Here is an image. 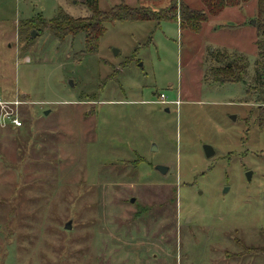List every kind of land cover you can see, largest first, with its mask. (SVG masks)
<instances>
[{
    "label": "rangeland",
    "instance_id": "obj_1",
    "mask_svg": "<svg viewBox=\"0 0 264 264\" xmlns=\"http://www.w3.org/2000/svg\"><path fill=\"white\" fill-rule=\"evenodd\" d=\"M59 9L88 16L81 0H0V264H264L242 256L264 246L256 0L198 34L106 24L90 55L82 36L59 44L40 33L36 20ZM212 49L243 55L245 82H206Z\"/></svg>",
    "mask_w": 264,
    "mask_h": 264
},
{
    "label": "trees",
    "instance_id": "obj_2",
    "mask_svg": "<svg viewBox=\"0 0 264 264\" xmlns=\"http://www.w3.org/2000/svg\"><path fill=\"white\" fill-rule=\"evenodd\" d=\"M88 11L84 18H73L59 9L53 19L45 21L38 19L35 24L40 33H47L59 44L67 39L73 40L82 36L83 54H96L99 41L104 35L106 24L115 22H153L155 28L163 23L176 24L180 31L198 34L202 26L210 19L219 16L225 9H241L251 0H198L201 8H193L188 0H169L167 6L159 9L146 7H130L122 0L118 5L101 11L98 0H81ZM254 46L256 59L254 61V76L252 88L257 104L264 105V0H256ZM151 38V37H150ZM212 63L205 69L204 80L219 85L226 83L245 82L246 59L243 55L227 51L214 50L209 54ZM264 239V229H260ZM242 256L251 253L264 258V246L256 249H242Z\"/></svg>",
    "mask_w": 264,
    "mask_h": 264
},
{
    "label": "water",
    "instance_id": "obj_3",
    "mask_svg": "<svg viewBox=\"0 0 264 264\" xmlns=\"http://www.w3.org/2000/svg\"><path fill=\"white\" fill-rule=\"evenodd\" d=\"M254 24V21H251V25H253ZM37 36V34L34 32V31H32L31 32V34H30V38L31 39H33V38H35ZM213 50H211V52H212ZM168 109H166V111H167ZM48 114V112H45V115H47ZM203 150H204V153H205V156L207 157V158H210V157H212L213 155H214V151H213V149L210 147V146H204L203 147ZM157 171H159L160 173H162L163 175H165L166 173H167V169L165 168V167H162V166H157L156 168H155ZM250 175H251V173L250 172H247L246 173V176L247 177H250ZM131 203H133L134 202V199H132L131 201H130ZM65 229H70V224L68 223L67 225H65Z\"/></svg>",
    "mask_w": 264,
    "mask_h": 264
},
{
    "label": "built area",
    "instance_id": "obj_4",
    "mask_svg": "<svg viewBox=\"0 0 264 264\" xmlns=\"http://www.w3.org/2000/svg\"><path fill=\"white\" fill-rule=\"evenodd\" d=\"M158 101L160 103H167V104H169V103L178 104L179 103L178 101H176V102L175 101H173V102L167 101V98H166V96L163 93L159 94V100ZM13 104L17 105V103H13ZM0 105H5V103H4V101H3V99L1 97H0ZM8 118H9V122L12 125L13 128L19 129V128L22 127V122L18 118H15L13 116H8Z\"/></svg>",
    "mask_w": 264,
    "mask_h": 264
},
{
    "label": "crops",
    "instance_id": "obj_5",
    "mask_svg": "<svg viewBox=\"0 0 264 264\" xmlns=\"http://www.w3.org/2000/svg\"><path fill=\"white\" fill-rule=\"evenodd\" d=\"M194 1H195V0H188V3H189L190 5H193L192 2H194ZM190 2H191V3H190ZM200 8H201V6H200ZM197 9H198V8H197ZM225 10H228V9H225ZM225 10H224L221 14H223V13L225 12ZM214 18H216V17H214ZM210 19H211V18H210ZM210 19H209V20H210ZM209 20H208V21H209ZM206 24H207V23H205V25H206ZM219 25H220V26H224V25H222V24H220V23H219ZM212 50H214V49H212ZM22 96H24V95H22ZM162 104H167V103H162ZM169 104H171V103H169ZM11 126H12V125H11ZM14 129H15V128H14ZM19 129H20V128H19Z\"/></svg>",
    "mask_w": 264,
    "mask_h": 264
}]
</instances>
